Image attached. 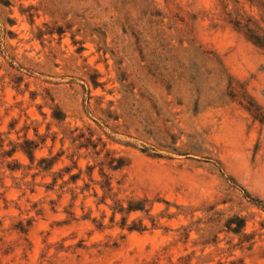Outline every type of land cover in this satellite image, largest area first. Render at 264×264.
<instances>
[{
    "label": "rangeland",
    "instance_id": "rangeland-1",
    "mask_svg": "<svg viewBox=\"0 0 264 264\" xmlns=\"http://www.w3.org/2000/svg\"><path fill=\"white\" fill-rule=\"evenodd\" d=\"M0 264H264V0H0Z\"/></svg>",
    "mask_w": 264,
    "mask_h": 264
}]
</instances>
